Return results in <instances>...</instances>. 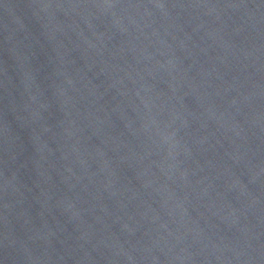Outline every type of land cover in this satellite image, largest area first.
Wrapping results in <instances>:
<instances>
[{"label": "water", "instance_id": "obj_1", "mask_svg": "<svg viewBox=\"0 0 264 264\" xmlns=\"http://www.w3.org/2000/svg\"><path fill=\"white\" fill-rule=\"evenodd\" d=\"M0 264H264V0H0Z\"/></svg>", "mask_w": 264, "mask_h": 264}]
</instances>
